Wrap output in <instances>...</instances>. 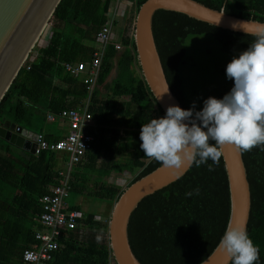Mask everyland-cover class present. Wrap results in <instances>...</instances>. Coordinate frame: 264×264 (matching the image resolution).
Masks as SVG:
<instances>
[{"label": "trees", "instance_id": "trees-1", "mask_svg": "<svg viewBox=\"0 0 264 264\" xmlns=\"http://www.w3.org/2000/svg\"><path fill=\"white\" fill-rule=\"evenodd\" d=\"M104 1L60 0L50 19L48 43L34 49L35 58L19 69L0 101V124L10 120L20 128L42 133L49 141L61 138L52 133L59 126L58 114L63 109H78L88 96L86 84L67 72L63 63L89 59L95 32L108 18ZM134 1L137 10L144 0ZM197 1L264 22V0ZM195 34L211 36L224 51H244L254 40L246 33L181 12L157 10L153 15L155 43L170 89L184 109L192 105L180 67L186 63V40ZM121 41L125 47L119 53L110 45L102 58L97 84L105 82L114 57L116 75L104 99L96 87L90 97L93 124L89 128L94 141L85 158L73 167L70 181L71 190L78 194L93 186L88 195L106 199L111 207L126 186L160 165L140 149V131L142 124L165 115L140 75L133 39L122 37ZM226 67L219 69L225 77ZM233 86L228 79L210 97L222 99ZM202 108L196 104L197 111ZM48 114L55 115V120L49 121ZM242 157L252 201L247 232L260 249L257 264H264V151L255 147L242 152ZM65 160L66 156L53 151L31 154L0 137V264H21L23 249L42 228L36 220L42 211L39 198L58 182V170ZM213 168L192 165L179 179L138 203L129 219L128 236L141 264H198L215 248L226 228L230 201L222 156ZM124 170L134 173L124 187L107 182L111 173ZM197 188L199 194L185 195ZM70 208L80 209L78 205ZM83 225L88 233H82ZM97 235L102 236L99 243ZM59 242L54 264H116L108 245L107 220H97L94 212L84 213L79 226L66 231Z\"/></svg>", "mask_w": 264, "mask_h": 264}, {"label": "water", "instance_id": "water-1", "mask_svg": "<svg viewBox=\"0 0 264 264\" xmlns=\"http://www.w3.org/2000/svg\"><path fill=\"white\" fill-rule=\"evenodd\" d=\"M59 2L60 0H0V101L35 46L41 31L50 21ZM110 2L111 0L104 1V13L108 12ZM159 9L181 12L211 25L242 33H245L243 29H234L232 25L236 22L250 21L247 27L254 29L255 25L264 24L260 20L228 14L223 7L211 8L197 0H144L136 10L131 38L135 45L140 75L164 114L170 105L184 108L170 89L155 43L153 15ZM167 88L168 92L165 93ZM162 94V98L159 99ZM16 126L10 120L3 121L0 124V137L34 154L36 144L33 140L36 138V132L26 133L25 129L15 130ZM25 133L27 138L24 136ZM222 159L227 175L230 201L226 228L231 224L244 226L247 230L252 201L242 152L234 145L226 144L222 150ZM189 168L184 170L181 176ZM179 178L160 164L122 190L112 204L107 221V239L114 263L141 264L129 242L130 216L142 198ZM218 243L198 264L231 263L226 254L218 248Z\"/></svg>", "mask_w": 264, "mask_h": 264}, {"label": "clouds", "instance_id": "clouds-1", "mask_svg": "<svg viewBox=\"0 0 264 264\" xmlns=\"http://www.w3.org/2000/svg\"><path fill=\"white\" fill-rule=\"evenodd\" d=\"M249 23L232 25L234 29H243L254 40L227 64L226 77L234 86L222 99L208 97L199 111L195 102L189 109L170 105L163 117L142 124L140 149L177 178L192 165L207 164L208 170L213 171L226 144L234 145L241 152L255 147L264 151V24L249 29ZM194 193L199 194V189L185 195L191 197ZM96 240L101 242L102 236L97 235ZM218 248L231 264L259 261V246L244 226L229 224Z\"/></svg>", "mask_w": 264, "mask_h": 264}, {"label": "built area", "instance_id": "built-area-1", "mask_svg": "<svg viewBox=\"0 0 264 264\" xmlns=\"http://www.w3.org/2000/svg\"><path fill=\"white\" fill-rule=\"evenodd\" d=\"M109 6L111 8L115 4L110 2ZM108 13H106L108 16L106 22L95 32L93 52L89 59L63 63L67 72L74 77H80L86 84L88 96L83 105L78 109H63L58 114L62 127L67 128V132L63 137L55 141H49L42 133L36 132V138L33 140L36 144L35 155L45 150L53 151L66 156V160L63 161V168L58 170V182L48 186L47 191L39 198L42 211L36 220L42 228L35 231L33 241L23 249L21 264H54L57 252L61 247L59 238L66 231L76 229L84 217L82 210L70 208V205L66 203V198L71 190V172L73 167L85 158L94 141V135L89 128L93 124L89 105L91 104L90 97L95 87H97V77L104 53L110 45L116 51H120L125 47L113 30L116 16L113 13L109 16ZM35 56L36 52L32 49L24 64L32 61ZM47 119L53 121L55 115L48 114ZM15 130H23V128L16 126ZM28 132L26 130V133ZM26 133L24 134L25 137Z\"/></svg>", "mask_w": 264, "mask_h": 264}, {"label": "rangeland", "instance_id": "rangeland-1", "mask_svg": "<svg viewBox=\"0 0 264 264\" xmlns=\"http://www.w3.org/2000/svg\"><path fill=\"white\" fill-rule=\"evenodd\" d=\"M118 5V13H121L124 7L123 1H120ZM108 15H112V9L109 10ZM51 24L50 21L47 23L38 42H36L32 49L46 45V42L49 41ZM113 30L116 34H119L117 32L120 31L119 25L115 24ZM186 48V63L182 64L180 67L186 95L191 105H193V102H195V105H203L205 99L228 83L227 77L221 75L219 69L223 65L228 64L234 56L238 57L243 50L234 49L231 51H224L221 45L207 34L188 36ZM108 84L109 81L106 80L105 83L101 84L100 88L98 87L101 99H104L108 93ZM133 176L134 173L131 174L124 170L119 174L111 173L107 178V182L124 187ZM92 191H94L93 186L85 188L83 194H78L70 190L66 198V203L68 205H78L84 213L94 212L97 220L108 221L111 211L110 204L106 199L88 195V193ZM80 228L82 233L89 232L84 225L80 226ZM82 238L83 237L80 239Z\"/></svg>", "mask_w": 264, "mask_h": 264}, {"label": "crops", "instance_id": "crops-1", "mask_svg": "<svg viewBox=\"0 0 264 264\" xmlns=\"http://www.w3.org/2000/svg\"><path fill=\"white\" fill-rule=\"evenodd\" d=\"M118 1V2H117ZM120 1H123L124 3V7L121 11V13H118V3H120ZM111 4H115V6H112L110 8H108V12L110 9H112V13L116 16L115 18V24H118L120 27V31H117L119 34H116L120 39L122 37H128L131 38V33H132V26H133V21H134V17H135V13H136V5H135V1H129V0H111ZM114 24V25H115ZM48 42H46L47 44ZM121 51V50H120ZM120 51H117V53H119ZM113 61V67L109 73V75L107 76L106 80L107 81H111L115 75H116V57H114L112 59ZM105 80V81H106ZM105 83V82H104ZM100 88L101 85L99 86L97 84L96 88ZM98 88V89H99ZM58 128L55 130H52L53 134H58L61 137H63L65 135V133L67 132V128H63L62 124L59 122L58 124ZM63 128V129H62Z\"/></svg>", "mask_w": 264, "mask_h": 264}, {"label": "bare ground", "instance_id": "bare-ground-1", "mask_svg": "<svg viewBox=\"0 0 264 264\" xmlns=\"http://www.w3.org/2000/svg\"><path fill=\"white\" fill-rule=\"evenodd\" d=\"M43 30H44V28H43ZM43 30H42V31H43ZM42 31H41V34L43 33ZM41 34H40V35H41ZM38 40H39V39H38ZM38 40H37V42H38Z\"/></svg>", "mask_w": 264, "mask_h": 264}]
</instances>
